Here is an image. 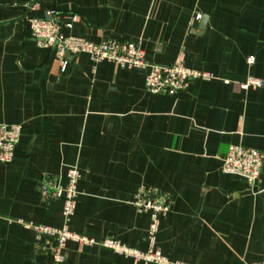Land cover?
<instances>
[{
  "label": "crops",
  "instance_id": "crops-1",
  "mask_svg": "<svg viewBox=\"0 0 264 264\" xmlns=\"http://www.w3.org/2000/svg\"><path fill=\"white\" fill-rule=\"evenodd\" d=\"M48 10L67 35L137 42L149 63L214 77L169 96L148 92L146 70L87 53L63 68L30 34ZM250 77L264 80V0H0V123L22 126L0 161V264H53L55 240L19 220L64 226L63 200L40 186L65 185L72 166L71 231L149 250L150 216L132 200L153 188L170 201L155 245L169 259L264 264V163L254 185L223 168L231 144L264 153V86H239ZM65 254L61 264H145L74 240Z\"/></svg>",
  "mask_w": 264,
  "mask_h": 264
},
{
  "label": "built area",
  "instance_id": "built-area-1",
  "mask_svg": "<svg viewBox=\"0 0 264 264\" xmlns=\"http://www.w3.org/2000/svg\"><path fill=\"white\" fill-rule=\"evenodd\" d=\"M74 20H76L75 17ZM29 22L32 39L41 47L54 48L63 68H66L70 63V55L74 57L81 53H87L94 62L108 60L122 67L146 70V89L148 92L169 96H177L187 90L194 80H211L214 77L210 72L187 67L181 62L169 65L149 63L145 51L137 42L120 39L94 42L84 37L67 35L55 10H48L44 18H31ZM71 26V23L66 24V27ZM249 61L252 62L253 58H250ZM225 83H229V80H225ZM239 86L241 88L262 87L264 80L250 77L246 82L240 83ZM21 131L22 126L20 124L0 123V161L2 163L12 162ZM263 163L264 153L262 151L253 147L231 144L225 155L223 168L226 172L239 174L249 185H254L260 179ZM81 179L80 169L72 166L67 172L65 185L53 179H46L41 183L40 190L44 197L63 200L64 226L58 228L19 220L21 224L32 228L37 234L55 240V244L51 248L53 264H61L65 261L67 242L70 240L81 245H98L108 248L137 261H144L145 264H190L181 260H171L155 247L161 219L170 211V201L166 194L153 188H140L132 200V204L138 212L148 213L150 216L148 239L151 247L149 250L142 251L132 248L113 238L96 240L71 231L68 222L75 215Z\"/></svg>",
  "mask_w": 264,
  "mask_h": 264
}]
</instances>
